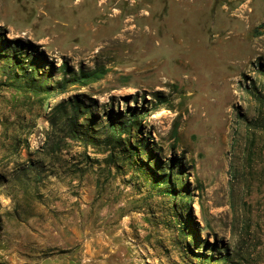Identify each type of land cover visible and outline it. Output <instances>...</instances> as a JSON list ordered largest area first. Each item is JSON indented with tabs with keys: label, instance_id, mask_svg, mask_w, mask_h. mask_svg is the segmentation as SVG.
<instances>
[{
	"label": "rangeland",
	"instance_id": "374dc122",
	"mask_svg": "<svg viewBox=\"0 0 264 264\" xmlns=\"http://www.w3.org/2000/svg\"><path fill=\"white\" fill-rule=\"evenodd\" d=\"M263 23L264 0H0L2 46H37L57 78L63 64L107 70L43 102L0 88V264L15 250L76 264L83 254L84 264H202L198 255L225 249L264 264V132L248 126L264 95ZM74 97L97 126L110 110L143 108L132 143L146 140L180 194L90 162L106 155L74 142L49 155L51 110ZM38 161L41 179L23 173Z\"/></svg>",
	"mask_w": 264,
	"mask_h": 264
},
{
	"label": "trees",
	"instance_id": "16d2710c",
	"mask_svg": "<svg viewBox=\"0 0 264 264\" xmlns=\"http://www.w3.org/2000/svg\"><path fill=\"white\" fill-rule=\"evenodd\" d=\"M264 28V23L255 30L257 35H263L258 29ZM4 38V37H3ZM3 38L0 39V88L12 89L30 97L46 98L53 95H65L73 88H84L102 80L107 74L105 68H96L91 71L80 70L73 72L67 64H63L58 71L53 64L45 67L46 56L38 52L37 46L25 44L20 40L13 43V47L2 46ZM264 75V69L261 70ZM258 105L257 118L249 122V129L264 132V95H255ZM145 110L138 108H127L126 112H114L110 110L105 113L104 120L97 126V116L92 114L90 106L86 105L80 97L70 98L60 102L52 108L48 117L50 131L46 135V148L49 155H57L69 147V142H74L82 146L85 150L93 148L101 155H106L103 160L91 159L85 156L86 160L98 165L105 164L108 169L114 166L117 172L128 167L145 178L151 191H155L161 196H176L180 194L176 191L174 172L161 174L152 162L155 156L147 146L146 140L142 139L136 144L132 143L134 131L141 129L142 119ZM147 113V112H146ZM145 113V114H146ZM149 156V162L138 161L142 155ZM175 165V163H170ZM139 165L138 168H135ZM173 167V166H171ZM33 173L37 180L42 178L44 173L43 162H32L23 170ZM187 190H182L181 194L187 198ZM188 205V204H187ZM191 212L189 208H183ZM186 213V212H185ZM181 218V217H180ZM184 230V229H182ZM185 234V232L183 231ZM213 252L218 250V245L210 246ZM219 251V250H218ZM198 255L200 263H223L234 264L229 252ZM238 264V263H236Z\"/></svg>",
	"mask_w": 264,
	"mask_h": 264
},
{
	"label": "crops",
	"instance_id": "0c3cea01",
	"mask_svg": "<svg viewBox=\"0 0 264 264\" xmlns=\"http://www.w3.org/2000/svg\"><path fill=\"white\" fill-rule=\"evenodd\" d=\"M80 242H82L80 240ZM42 249V248H40ZM6 255V254H5ZM82 257L86 261L87 255L83 254L80 255L79 264L82 263ZM6 264H76L75 262L71 263L69 258L66 257H59V256H48L43 257L40 254H32V253H24L21 254L17 250H15L13 253L6 255Z\"/></svg>",
	"mask_w": 264,
	"mask_h": 264
},
{
	"label": "bare ground",
	"instance_id": "6f19581e",
	"mask_svg": "<svg viewBox=\"0 0 264 264\" xmlns=\"http://www.w3.org/2000/svg\"><path fill=\"white\" fill-rule=\"evenodd\" d=\"M124 34H127V30L123 32V35H124ZM11 38L16 39L17 37H16V36L14 37V36L11 35ZM122 38H123V36H122ZM122 38H121V39H122Z\"/></svg>",
	"mask_w": 264,
	"mask_h": 264
}]
</instances>
